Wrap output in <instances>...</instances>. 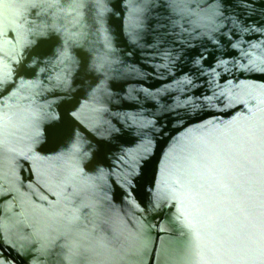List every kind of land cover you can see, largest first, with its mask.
<instances>
[{
    "label": "water",
    "instance_id": "95a60500",
    "mask_svg": "<svg viewBox=\"0 0 264 264\" xmlns=\"http://www.w3.org/2000/svg\"><path fill=\"white\" fill-rule=\"evenodd\" d=\"M0 264H264V0H0Z\"/></svg>",
    "mask_w": 264,
    "mask_h": 264
}]
</instances>
